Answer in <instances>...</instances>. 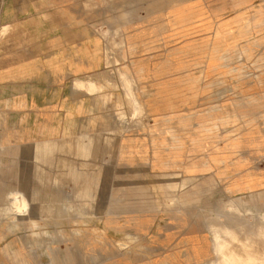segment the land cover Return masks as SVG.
I'll list each match as a JSON object with an SVG mask.
<instances>
[{"label":"rangeland","instance_id":"374dc122","mask_svg":"<svg viewBox=\"0 0 264 264\" xmlns=\"http://www.w3.org/2000/svg\"><path fill=\"white\" fill-rule=\"evenodd\" d=\"M175 9L176 14L193 10L180 26L199 20L203 24L212 15L207 30H176V52L185 51L176 57L193 63L196 70L190 73L198 79L204 65L212 64L203 77L223 85L198 89L222 94L224 102L200 105L226 110L229 141L243 142L250 156L240 155L254 163L252 169L262 164L264 174V0H0L2 63L79 27L86 41L99 44L105 66L90 76L95 83L86 78L74 85L97 94L100 113L85 126L99 130L84 134L4 130L28 127L30 121L14 120L10 109L0 108V264H41L46 259L77 264V254L84 257L82 264H127L128 256L136 254L146 255L149 262L160 261L176 246V225L204 233L213 247L211 223L228 225L264 256V236L257 233L264 228V184L226 197L222 193L226 186L214 176L182 179L176 172H157L141 164V159H150L153 147L173 148L176 130H145L148 114L136 91L120 85L122 80L129 84L130 76L115 68L137 61L139 48L132 38L146 30L165 31L166 17ZM80 191L85 199L76 197ZM88 192L96 197L89 198ZM114 192L118 210L124 213L85 214L86 224L100 220L91 230L66 231L60 225L51 229L47 224L66 217L52 213L60 207L92 208L94 203L104 211ZM23 198L26 206L19 211L13 202ZM113 228L118 235L109 245L105 239ZM78 236L84 246L75 245ZM235 250L247 258L241 246ZM215 257L210 253L207 262Z\"/></svg>","mask_w":264,"mask_h":264},{"label":"crops","instance_id":"0c3cea01","mask_svg":"<svg viewBox=\"0 0 264 264\" xmlns=\"http://www.w3.org/2000/svg\"><path fill=\"white\" fill-rule=\"evenodd\" d=\"M183 6L187 7L185 4ZM183 11V14H176L175 9L166 17L165 31H158L157 28L156 32L146 30L135 35L131 43L135 48H139L135 51L139 56L134 57L138 58L137 61L115 68L116 72L121 69L130 76L129 84L122 80L123 84L120 85L136 91L138 103L148 114L145 130H176V143L173 148L151 147L150 159H141V164L150 165L157 172H176L182 179L214 176L222 187L226 186V191H222L226 197L258 190L264 184V174L260 169L262 164L252 169L254 163L244 161V154L247 152L243 142L240 145L239 142H233L239 140L229 141L230 127L226 110L222 106L216 108L211 105L209 107L200 105L202 102H224V95H212L206 93V90L198 89L223 85L222 81L217 82L203 77L212 64L207 62L204 65L202 78L198 79L195 78V74L190 73L196 70L194 64L187 62V58L178 60L179 57H176L185 52H179L180 49L176 52V30L182 32L207 30L208 25L212 23V15L206 18L203 24H200L199 20L180 26L188 22L189 14L193 12L190 9ZM221 27L224 30L226 25L222 24ZM81 30L77 27L67 32L62 31V34H55L49 41L45 39L43 48L30 47L26 54L18 52L16 57L13 54L11 59L3 63L4 58L0 57V108L3 110L5 105L7 110L10 109V117L14 120L20 121L25 118L30 121L28 127L19 125L4 130H51L54 134H71L76 130L84 134L87 130H99V127L91 129L85 126L86 120L96 118L100 113L97 106L99 100L95 97L97 94H90L74 85L75 81H87L86 78L91 79L90 76L104 70V58L99 44L86 41L81 35ZM70 33H75L76 38H69ZM91 80L95 83L93 78ZM214 97L217 100L213 101ZM127 102L130 104L128 100ZM140 151L142 155L143 149ZM76 195L81 199L86 197L84 191ZM95 197V193L89 194V198ZM116 198L114 192L109 197V203L104 207V211L99 206L95 207L94 203L92 208L84 204L85 207L83 205L77 208L53 209L52 213H60L66 217H62L60 222L52 220L47 224L51 229L53 225H60L66 231L91 230L97 227L100 220L96 222L93 218L92 225L89 224V220L86 224L85 214L94 217L95 214L101 213L108 215L124 213L118 210ZM13 203L14 208L19 211L26 206L25 198L15 199ZM143 228L140 225V231ZM108 234L105 239L108 241L107 244L114 241L118 235L114 228ZM73 241L78 247L84 246V239L79 236ZM212 250L213 247L206 242L204 233L188 228L179 229L176 225V246L163 255L162 260L149 262L146 255L136 254L128 256L130 261L125 262L212 264L214 259L208 262L206 259ZM75 261L82 264L84 257L77 254ZM60 263L65 264V261L46 259L41 264ZM66 264H70V261H66Z\"/></svg>","mask_w":264,"mask_h":264},{"label":"bare ground","instance_id":"6f19581e","mask_svg":"<svg viewBox=\"0 0 264 264\" xmlns=\"http://www.w3.org/2000/svg\"><path fill=\"white\" fill-rule=\"evenodd\" d=\"M230 210L236 211L237 209L230 208ZM209 230L214 236L212 251L216 255L214 258L215 264H251L252 262H255L254 264L264 263V256H258L254 247H252L249 243L242 241V239L237 235L238 232L228 225L220 226L218 223H211L209 225ZM257 233L264 236V228L259 229ZM248 238L249 237H247V239ZM235 246H241L244 249L247 258L237 254Z\"/></svg>","mask_w":264,"mask_h":264}]
</instances>
